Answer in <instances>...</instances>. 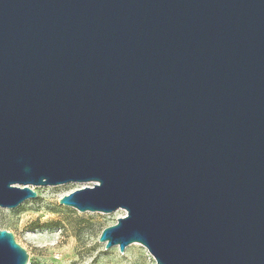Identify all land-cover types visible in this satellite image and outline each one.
Segmentation results:
<instances>
[{
    "label": "water",
    "instance_id": "1",
    "mask_svg": "<svg viewBox=\"0 0 264 264\" xmlns=\"http://www.w3.org/2000/svg\"><path fill=\"white\" fill-rule=\"evenodd\" d=\"M70 183L106 250L264 264V0H0V208Z\"/></svg>",
    "mask_w": 264,
    "mask_h": 264
},
{
    "label": "rangeland",
    "instance_id": "2",
    "mask_svg": "<svg viewBox=\"0 0 264 264\" xmlns=\"http://www.w3.org/2000/svg\"><path fill=\"white\" fill-rule=\"evenodd\" d=\"M84 184L30 188L36 198L13 209L0 208V230L12 234L28 254L27 264H157L139 243L105 249L101 232L116 224L125 211L79 212L59 204Z\"/></svg>",
    "mask_w": 264,
    "mask_h": 264
}]
</instances>
